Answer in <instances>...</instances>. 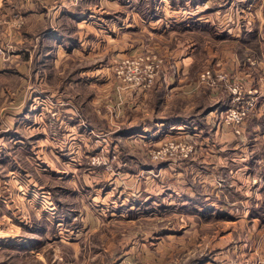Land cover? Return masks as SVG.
<instances>
[{"label":"rangeland","instance_id":"rangeland-1","mask_svg":"<svg viewBox=\"0 0 264 264\" xmlns=\"http://www.w3.org/2000/svg\"><path fill=\"white\" fill-rule=\"evenodd\" d=\"M263 258L264 0H0V264Z\"/></svg>","mask_w":264,"mask_h":264},{"label":"built area","instance_id":"built-area-1","mask_svg":"<svg viewBox=\"0 0 264 264\" xmlns=\"http://www.w3.org/2000/svg\"><path fill=\"white\" fill-rule=\"evenodd\" d=\"M237 101H239V97L236 98ZM244 108H238V106H235V108H231L228 110V114H226V123L228 125L237 126L246 116L247 112L249 111V106L247 103L243 104Z\"/></svg>","mask_w":264,"mask_h":264},{"label":"crops","instance_id":"crops-1","mask_svg":"<svg viewBox=\"0 0 264 264\" xmlns=\"http://www.w3.org/2000/svg\"><path fill=\"white\" fill-rule=\"evenodd\" d=\"M187 59H188V57H186ZM27 61V60H26ZM26 61H23V64H25L26 63ZM12 63V61H9V63H7L8 64V66L10 65ZM18 64H20L19 66H22V63H21V60L19 61V63ZM7 66V68H4L3 69V71H9V68L10 67H8ZM15 71H18L19 73V75L20 76H22L23 75V73H22V71H20V69H17L16 68V70ZM5 74H8V73H5ZM9 74H11V73H9ZM194 91H193V89L191 90H184V92L183 93H185V94H190V93H193ZM165 94H163V96H164ZM164 98V97H163ZM162 102H167V100L166 101H162ZM223 106V105H222ZM221 107L219 106V107H217V109H220ZM217 109L216 108H213V109H211V110H209V111H212V110H216L217 111ZM209 116H211V115H209ZM209 116H208V119H209ZM150 121H154L155 122V125H154V127L155 128H157L159 125H162L163 123H166V118H162V119H157V117H155V118H153L152 116H150V119H149ZM159 120V121H158ZM181 121V124L180 125H182V124H184L185 126L186 125H188L189 123H188V121H186V122H182V120H180ZM192 124V123H191ZM154 128V129H155ZM205 140H208V138H206ZM264 259V258H263Z\"/></svg>","mask_w":264,"mask_h":264},{"label":"trees","instance_id":"trees-1","mask_svg":"<svg viewBox=\"0 0 264 264\" xmlns=\"http://www.w3.org/2000/svg\"><path fill=\"white\" fill-rule=\"evenodd\" d=\"M175 121H177V120H175Z\"/></svg>","mask_w":264,"mask_h":264}]
</instances>
